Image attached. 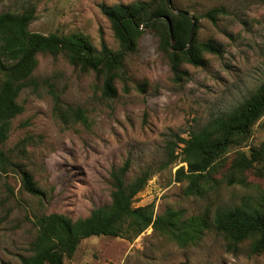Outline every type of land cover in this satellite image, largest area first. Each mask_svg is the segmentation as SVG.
Returning a JSON list of instances; mask_svg holds the SVG:
<instances>
[{
    "label": "rangeland",
    "instance_id": "obj_1",
    "mask_svg": "<svg viewBox=\"0 0 264 264\" xmlns=\"http://www.w3.org/2000/svg\"><path fill=\"white\" fill-rule=\"evenodd\" d=\"M140 1L148 0H0V12L36 5L32 31L82 33L99 50L103 42L119 50L103 6ZM174 7L198 18L200 42L222 49L205 53L203 66L182 64V77L172 71L152 30L126 55L115 97L104 95L94 71L71 64L64 54H38L35 82L17 98L24 111L13 119L3 146L15 165L0 172V264H22L31 254L37 215L84 218L110 204L111 172L127 160L129 182L145 170L154 172L136 205L154 203L156 215L175 213L183 227L201 223L195 237L182 241L151 227L131 241L94 236L83 240L66 264H264V252H254L251 239L233 246L214 227L218 209L264 198V154L245 170L246 182L227 179L242 153L251 159L264 149V116L215 165L200 195H187L188 182L177 180V170L187 167L181 157L168 164L170 141L230 112L264 81V0H176ZM213 8L225 10L216 22L205 16ZM78 109L86 121L73 114ZM19 166L33 175L40 195L23 190Z\"/></svg>",
    "mask_w": 264,
    "mask_h": 264
},
{
    "label": "trees",
    "instance_id": "obj_2",
    "mask_svg": "<svg viewBox=\"0 0 264 264\" xmlns=\"http://www.w3.org/2000/svg\"><path fill=\"white\" fill-rule=\"evenodd\" d=\"M175 1L148 0L104 5L103 13L120 42L119 50H112L105 42L99 50L82 33L43 34L32 31L30 25L37 17L36 5L25 6L20 11L0 12V172L8 173L15 165L3 146L9 139L13 119L24 111L17 98L22 89L35 82L39 53L64 54L71 64L85 71H94L97 78L103 80V93L107 97L117 95L115 80L121 77L125 57L137 49L147 30L154 31L159 38L160 50L167 55L178 78L183 74L182 64L203 66L205 53L221 54L222 49L217 43L197 39L198 18L187 10L175 8ZM223 13L225 10L222 8H213L205 16L216 22ZM54 99L56 108L63 113L59 96L54 94ZM72 112L86 121L84 110ZM263 116L264 81L255 93L230 112L214 117L187 138L178 136L176 141L169 142L168 164L176 163L180 157L181 162L187 164L176 172L178 181L188 182L185 187L187 195L202 193V184L209 182L211 170L227 152L249 137ZM178 148L180 152H177ZM263 154L264 149H260L249 159L242 153L227 176L229 183L246 182L245 170L253 168ZM130 165V160H127L112 170L111 203L93 209L88 217L73 219L63 213L37 215L38 234L30 245L31 254L22 257V264H66L74 258L83 240L111 236L131 241L150 227L182 241L195 237L201 223H189L183 227L175 213L156 215L154 203L136 205L137 196L154 172L145 170L129 182L126 177ZM19 167L23 190L40 195L41 190L33 175ZM260 172L264 176V168ZM214 227L231 245L237 246L251 239L253 251L264 252V198L218 209Z\"/></svg>",
    "mask_w": 264,
    "mask_h": 264
}]
</instances>
